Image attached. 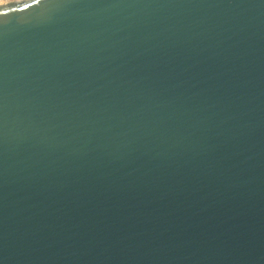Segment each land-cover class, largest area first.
I'll list each match as a JSON object with an SVG mask.
<instances>
[{"label": "water", "instance_id": "water-1", "mask_svg": "<svg viewBox=\"0 0 264 264\" xmlns=\"http://www.w3.org/2000/svg\"><path fill=\"white\" fill-rule=\"evenodd\" d=\"M0 264H264V0L0 5Z\"/></svg>", "mask_w": 264, "mask_h": 264}, {"label": "built area", "instance_id": "built-area-1", "mask_svg": "<svg viewBox=\"0 0 264 264\" xmlns=\"http://www.w3.org/2000/svg\"><path fill=\"white\" fill-rule=\"evenodd\" d=\"M19 0H0V5L12 3V2H17Z\"/></svg>", "mask_w": 264, "mask_h": 264}, {"label": "rangeland", "instance_id": "rangeland-1", "mask_svg": "<svg viewBox=\"0 0 264 264\" xmlns=\"http://www.w3.org/2000/svg\"><path fill=\"white\" fill-rule=\"evenodd\" d=\"M19 1H22V0H19Z\"/></svg>", "mask_w": 264, "mask_h": 264}]
</instances>
